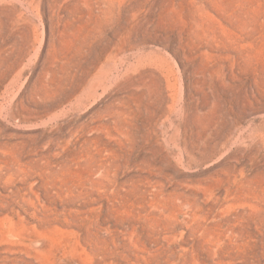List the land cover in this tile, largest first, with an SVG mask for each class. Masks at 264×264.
Here are the masks:
<instances>
[{"label": "rangeland", "instance_id": "obj_1", "mask_svg": "<svg viewBox=\"0 0 264 264\" xmlns=\"http://www.w3.org/2000/svg\"><path fill=\"white\" fill-rule=\"evenodd\" d=\"M0 264H264V0H0Z\"/></svg>", "mask_w": 264, "mask_h": 264}]
</instances>
